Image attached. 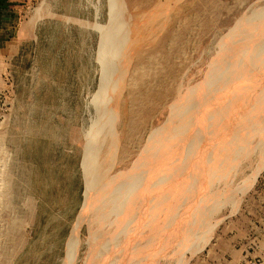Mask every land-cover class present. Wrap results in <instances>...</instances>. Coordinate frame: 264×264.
<instances>
[{
	"label": "rangeland",
	"instance_id": "obj_1",
	"mask_svg": "<svg viewBox=\"0 0 264 264\" xmlns=\"http://www.w3.org/2000/svg\"><path fill=\"white\" fill-rule=\"evenodd\" d=\"M262 65L264 0H1L0 264H264Z\"/></svg>",
	"mask_w": 264,
	"mask_h": 264
},
{
	"label": "bare ground",
	"instance_id": "obj_2",
	"mask_svg": "<svg viewBox=\"0 0 264 264\" xmlns=\"http://www.w3.org/2000/svg\"><path fill=\"white\" fill-rule=\"evenodd\" d=\"M117 1V0H116ZM115 4V3H114ZM117 4H119V3H117ZM115 6V5H114ZM120 6H121V4H120ZM113 7V6H112ZM116 7H118V5L116 6ZM166 7V6H165ZM164 7V8H165ZM115 8V7H114ZM121 9V8H120ZM115 10H116V8H115ZM161 10V9H160ZM166 11V10H165ZM169 11V10H168ZM162 12H163V10H162ZM160 14V13H159ZM162 15V14H161ZM165 15H166V13H165ZM165 15H163V16H165ZM111 16V15H110ZM121 16H122V14H121ZM114 17V16H113ZM167 18V17H166ZM121 19H123V18H121ZM143 19V18H142ZM151 19V18H150ZM155 19V18H154ZM110 20V19H109ZM114 21H116L117 19H113ZM144 20V19H143ZM113 21V22H114ZM125 21V20H124ZM118 23H120V22H118ZM124 23V22H123ZM127 23V22H126ZM248 23V22H247ZM115 24V22L113 23V25ZM148 23L146 22V25H147ZM110 25H111V23H110ZM110 25L108 26V27H110ZM125 25V24H124ZM144 23H143V29H144ZM116 26V25H115ZM115 26H114V28H115ZM120 26H121V24H120ZM128 26H129V24H128ZM131 26V25H130ZM136 27V26H135ZM114 28H112V26H111V28L107 31V34H105L107 37H105L106 39V42L104 43L103 42V45L104 44H106L107 46H108V48H110L111 47V44H112V42H116L117 41V38H116V41H114L113 39L111 40V38H113L112 36L114 35V33L116 32V29H114ZM137 28V27H136ZM139 28H140V26H139ZM146 28V27H145ZM103 29V28H102ZM105 29L107 30L108 28L106 27V28H104V31H105ZM164 29V28H163ZM162 29V30H163ZM115 30V31H114ZM122 30V29H121ZM132 30V29H131ZM136 29H134V31H135ZM253 30V29H252ZM140 31V30H139ZM147 31V30H146ZM123 33H124V31H122ZM132 33H133V31H131ZM161 32V31H160ZM128 33V32H127ZM139 34V33H138ZM130 35V34H129ZM135 35V34H134ZM142 35H144V33L142 34ZM249 35H250V33H249ZM252 35V34H251ZM147 36V35H146ZM111 37V38H110ZM145 37V36H144ZM151 37V36H150ZM127 38V37H126ZM129 38V37H128ZM131 38H132V36H131ZM131 38H129L130 40H131ZM135 38V37H134ZM142 38V37H141ZM156 38V37H155ZM104 39V38H103ZM123 39V38H122ZM147 39V38H146ZM145 39V40H146ZM221 39V38H220ZM125 40V39H124ZM129 40V43H134L133 44V46L135 45L136 46V44H138L137 43V40H136V44H135V40L133 39V41H130ZM142 41V40H141ZM149 41V40H148ZM147 42V41H146ZM145 42V43H146ZM131 44V45H132ZM126 45V44H125ZM250 45V44H249ZM258 45V44H257ZM107 46H106V48H107ZM110 46V47H109ZM124 46V45H123ZM127 46V45H126ZM125 46V47H126ZM140 46V45H139ZM142 46V45H141ZM129 47V46H128ZM236 47H237V45H236ZM112 48H114V47H112ZM129 48H131V47H129ZM134 49H135V47H133ZM103 49H105V47L103 48ZM115 49V48H114ZM133 49V50H134ZM260 49V48H259ZM137 50H138V47H137ZM137 50H135V51H137ZM110 51H111V49H110ZM109 51V52H110ZM118 51H120V50H118ZM123 51V50H122ZM109 52H107V54L109 53ZM134 52V51H133ZM244 52V51H243ZM242 52V53H243ZM248 52V51H247ZM129 53V52H128ZM127 52H126V54H128ZM110 54V53H109ZM125 54V53H124ZM249 56V55H248ZM118 57V56H117ZM134 57V56H133ZM127 58V57H126ZM247 58V57H246ZM108 59H109V57H108ZM111 59V58H110ZM132 59V58H131ZM131 59H130V61H128V62H131ZM123 60H124V57H123ZM129 60V59H128ZM220 61V60H219ZM110 62V61H109ZM124 62V61H123ZM210 63V62H209ZM132 64V63H131ZM262 66H264V65H262ZM113 67V66H112ZM124 67V66H123ZM122 67V68H123ZM261 67V66H260ZM116 68V67H115ZM232 68V67H231ZM112 70V69H111ZM142 70V69H141ZM229 70V69H228ZM234 70V69H233ZM114 71V70H113ZM117 71V70H116ZM124 71V70H123ZM128 71V70H127ZM144 71V70H143ZM113 73V72H112ZM145 74V73H144ZM253 74V73H252ZM123 75V74H122ZM124 76V75H123ZM124 77H126V76H124ZM111 78V77H110ZM117 79V78H116ZM102 81V80H101ZM122 82V81H121ZM261 82V81H260ZM103 83V82H102ZM198 83V82H197ZM225 83V82H224ZM108 86H110V84L108 85ZM215 86V85H214ZM121 87V86H120ZM196 87V86H195ZM109 88V87H108ZM110 88H111V86H110ZM124 88V87H123ZM112 89V88H111ZM118 89H120V88H118ZM262 89H263V87H262ZM261 89V90H262ZM116 90V89H115ZM190 90V89H189ZM108 91V90H107ZM233 91V90H232ZM114 92V91H113ZM259 92V91H258ZM117 93V92H116ZM218 93V92H217ZM118 95V94H117ZM117 95H115V96H117ZM121 96V95H120ZM250 96V95H249ZM252 96V95H251ZM107 97V96H106ZM110 97V96H109ZM118 97V96H117ZM116 97V98H117ZM205 98V97H204ZM97 99V98H96ZM113 99H115V98H113ZM107 100V99H106ZM194 101V100H193ZM204 101H205V99H204ZM212 101V100H211ZM231 101V100H230ZM188 103V102H187ZM103 104V103H102ZM105 104V103H104ZM173 105H175V104H173ZM186 105V104H185ZM192 106H193V104H192ZM98 109V108H97ZM107 109H108V107H107ZM178 109V108H177ZM190 109V108H189ZM196 109V108H195ZM212 109H213V107H212ZM106 110V109H105ZM112 110V109H111ZM174 110V109H173ZM180 110V109H179ZM177 111V110H176ZM110 114V113H109ZM115 117V116H114ZM105 118H108V117H106L105 116ZM113 118V117H112ZM182 118V117H181ZM192 118H194V117H192ZM186 119V118H185ZM97 120V119H96ZM99 120H101V119H99ZM103 120V119H102ZM111 120V119H110ZM189 120V119H188ZM203 120V119H202ZM107 121H108V119H107ZM106 122V121H105ZM116 122V121H115ZM97 123V122H96ZM182 123V122H181ZM200 123V122H199ZM106 124V123H105ZM105 124L103 125V126H105ZM175 124V123H174ZM108 126H109V124H108ZM183 126V125H182ZM210 126V125H209ZM111 127V126H110ZM229 127V126H228ZM102 128V127H101ZM213 128V127H212ZM110 129H112V128H110ZM109 129V130H110ZM114 129V128H113ZM175 129V128H174ZM100 130V129H99ZM103 131V130H102ZM101 131V132H102ZM186 131V130H185ZM109 132V131H108ZM166 133V132H165ZM172 133V132H171ZM104 134H105V132H104ZM163 134V133H162ZM106 135H108L109 136V134L107 133ZM112 136V135H111ZM115 136V135H114ZM163 136V135H162ZM207 136V135H206ZM166 138V137H165ZM111 139V138H110ZM153 139V138H152ZM86 141V140H85ZM91 143V142H90ZM105 144V143H104ZM117 145V144H116ZM89 146V145H88ZM103 146V145H102ZM110 146V145H109ZM115 147V146H114ZM111 149V148H110ZM117 150V149H116ZM144 150V149H143ZM118 151V150H117ZM112 152V151H111ZM109 153V152H108ZM89 154V153H88ZM96 154V153H95ZM85 156H86V154H85ZM93 156V155H92ZM96 156V155H95ZM88 157V156H87ZM156 157V156H155ZM158 157V156H157ZM91 159H92V157H91ZM102 159V158H101ZM138 159V158H137ZM97 160V159H96ZM92 161V160H91ZM147 161V160H146ZM95 163V162H94ZM92 164V163H91ZM88 165H89V163H88ZM84 169V168H83ZM93 169V168H92ZM111 170V169H110ZM148 170V169H147ZM91 171V170H90ZM89 172V171H88ZM124 172V171H123ZM106 174V173H105ZM96 176V175H95ZM94 176V177H95ZM117 178V177H116ZM116 178H115V180H116ZM88 179V178H87ZM92 179V178H91ZM89 181V180H88ZM113 181V180H112ZM88 183V182H87ZM115 184V183H114ZM133 185V184H132ZM129 186V185H128ZM145 186V185H144ZM106 187V186H105ZM111 188V187H110ZM110 191V190H109ZM121 193V192H120ZM99 194V193H98ZM110 197V196H109ZM145 198V197H144ZM110 205V204H109ZM113 206V205H112ZM97 207V206H96ZM99 208V207H98ZM114 213V212H113ZM93 219V218H92ZM96 221V220H95ZM108 221V220H107ZM95 234V233H94ZM71 249V248H70ZM99 259V258H98ZM65 260V259H64ZM96 260V259H95ZM94 262V261H93ZM99 262V261H98ZM128 262V261H127ZM90 263V262H89Z\"/></svg>",
	"mask_w": 264,
	"mask_h": 264
},
{
	"label": "crops",
	"instance_id": "obj_3",
	"mask_svg": "<svg viewBox=\"0 0 264 264\" xmlns=\"http://www.w3.org/2000/svg\"><path fill=\"white\" fill-rule=\"evenodd\" d=\"M0 3H1V0H0Z\"/></svg>",
	"mask_w": 264,
	"mask_h": 264
}]
</instances>
